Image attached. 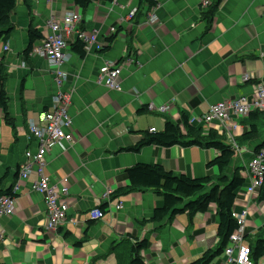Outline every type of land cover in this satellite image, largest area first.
Listing matches in <instances>:
<instances>
[{
  "label": "crops",
  "instance_id": "1",
  "mask_svg": "<svg viewBox=\"0 0 264 264\" xmlns=\"http://www.w3.org/2000/svg\"><path fill=\"white\" fill-rule=\"evenodd\" d=\"M153 1L156 6L150 12L140 7V0H113L93 3L82 13L72 0H16L12 32L7 41H0V66L7 70L5 89L15 124L13 136L0 112V180L8 172L1 189L18 186L14 213L0 218L4 235L0 264H118L117 256L126 264L128 248L144 239L149 243L139 253L144 264H191L219 249L214 205L194 217L191 225L186 214H181L139 228L137 221L148 220L163 205L152 191L110 201L102 220L81 218L88 210L105 205L106 190L127 186L117 178L137 164L159 165L192 179L218 175L216 168L206 169L218 156L213 149L145 146L137 153L121 151L140 141L143 132H162L166 120L177 123L181 114L188 116L191 125L218 133L229 143L244 131L251 132L252 138L236 142L228 175L240 169L246 180L233 205L237 215L247 211L242 223L245 236L254 240L264 229V202L258 194L249 196L244 191L249 183L247 165L264 142V120L256 115L231 118L236 124L232 133L228 125L197 121L209 107L236 98L251 99L256 86L264 85V0H222L209 30L201 20V12L211 5L202 10L204 0ZM152 11L158 21L149 25ZM70 13L79 14L81 31L97 34L101 49L86 50L80 42L85 50L81 57L73 50L75 35L65 38L62 70L69 78L63 91L70 92L67 113L72 121L65 132L73 140H63L45 154L44 174L50 185L67 188L63 201L68 204V219L80 223L66 222L48 232L44 199L32 190L36 176L22 181L16 173L25 152L37 149L36 142L27 138L29 124L52 110L57 92L52 70L36 50L49 34L47 21ZM30 29L39 31L43 40L34 44L31 54H24ZM105 63L121 68L122 92H109L97 84ZM146 105L166 107L167 112L140 113ZM119 204L122 209L118 211ZM211 264L230 263L223 251ZM258 264H264V258Z\"/></svg>",
  "mask_w": 264,
  "mask_h": 264
},
{
  "label": "trees",
  "instance_id": "2",
  "mask_svg": "<svg viewBox=\"0 0 264 264\" xmlns=\"http://www.w3.org/2000/svg\"><path fill=\"white\" fill-rule=\"evenodd\" d=\"M72 2L76 8L85 13L93 3L111 4L113 0H72ZM221 3L222 0H215L206 11L201 12V20L205 22L208 30L211 28V22H213L214 15ZM155 6L156 2L153 0H140V7H147L149 12ZM15 8L16 0H0V41H7L12 32L11 15ZM28 40L29 44L24 54H31L34 44L43 39L39 31L30 29ZM107 41L109 43L112 39L110 38ZM73 50L81 57L85 54L83 44L79 41L73 45ZM6 72V67L2 64L0 66V112L5 124L11 128L13 136H15V124L9 115L8 96L5 89ZM253 115L264 120V115L261 113H251L249 116ZM141 135L142 138L134 146L121 151L137 153L145 146H157L166 149L174 146L181 148L197 147L217 151L218 156L206 165L208 171L213 168L217 169L218 175L215 177L208 175L203 178L192 179L185 175H174L159 165L137 164L126 169L118 176V181H125L128 185L115 189L110 197V201H112L131 193L152 191L162 199L163 205L156 208L148 220L137 221L139 228L148 223L161 224L165 221H171L181 214H186L189 225H191L194 217L207 213L211 205H214L219 218L217 238L220 247L216 251L206 252L201 258L191 263L211 264L227 248L230 236L238 229L237 221L232 216L233 205L237 199V192L246 185V180L241 177L240 169H237L233 175H228V169L236 148L232 143L227 142L222 135L212 131L206 132L202 127L191 125L186 114H181L177 123L166 120L162 132H143ZM250 138H252L251 132L244 131L234 142L236 144V142L246 141ZM259 150H264V142L255 149V152ZM7 174L8 172L5 176ZM5 176L0 180V197L11 196L10 189H1ZM206 189L208 190L205 191ZM258 200L264 202V183L258 191ZM106 206L108 204L101 206L100 211L104 213L103 210L107 208ZM244 240L249 242L248 247L251 252L252 264H258L264 258V229L256 234L254 240L248 239L245 235ZM148 246V241L144 239L129 247L126 264H144L142 258L139 257V253L146 250ZM122 261L117 256L118 264H123Z\"/></svg>",
  "mask_w": 264,
  "mask_h": 264
},
{
  "label": "built area",
  "instance_id": "3",
  "mask_svg": "<svg viewBox=\"0 0 264 264\" xmlns=\"http://www.w3.org/2000/svg\"><path fill=\"white\" fill-rule=\"evenodd\" d=\"M211 2L209 0L202 1L200 8H207ZM154 11V10H153ZM148 18L149 25L156 24L158 21L155 12ZM135 12L129 15L134 16ZM81 18L79 14L70 13L64 15L61 19L51 17L46 27L49 34L46 36L42 45L36 50L37 56L43 58L52 70L54 83L57 92L56 100L53 102L51 111L42 113L35 122H31L28 127V140L35 141L37 149L35 153L26 151L24 161L19 169V179L24 181L29 179L31 175L36 176V181L32 184V190L42 195L46 209L45 230L53 232L58 230L68 220V204L63 201L68 191L65 186L60 188L50 185L48 178L44 174V157L45 154L61 141L71 142L72 135L65 131L71 127V118L67 113L70 104V92L63 91L64 83L67 82L69 75L62 70L65 55L64 50L67 47L65 38L75 35L76 40L85 45V49L89 50L91 46H95L96 50H100L101 46L97 43V34L95 32L89 34L80 30ZM110 33H115V29H111ZM76 41V42H77ZM8 47H5L7 50ZM121 74V68L114 63H105L98 72L97 84L103 85L108 90L119 88L117 80ZM244 80L246 78L244 77ZM153 106V105H151ZM160 113L167 112V108L163 107ZM258 112L264 115V85L256 86L254 95L251 99L236 98L230 101L221 102L209 107L208 111L197 121L199 123L209 124L213 121L218 122L221 126L228 125L227 131L232 133L236 130V124L231 122V118L242 119L248 117L251 113ZM192 123V122H191ZM150 132H154L151 129ZM236 148L235 142H230ZM248 169V186L245 193L249 196L258 194L259 189L264 183V150L254 152L251 160L247 165ZM18 186L14 185L11 189V196L0 197V218L10 216L14 213L16 207V198ZM110 191H108L103 200L110 201ZM117 206H122L119 204ZM247 211L237 215L233 212L232 216L236 219L238 229L230 236L229 245L224 250L226 261L230 264H252L250 259V249L245 244L244 226L242 225ZM91 215V216H90ZM88 217L98 220L104 217L100 209H95ZM90 219H87L90 221ZM71 224L77 226L80 223L77 220H70ZM3 231L0 225V243L3 241Z\"/></svg>",
  "mask_w": 264,
  "mask_h": 264
},
{
  "label": "rangeland",
  "instance_id": "4",
  "mask_svg": "<svg viewBox=\"0 0 264 264\" xmlns=\"http://www.w3.org/2000/svg\"><path fill=\"white\" fill-rule=\"evenodd\" d=\"M121 76V75H120ZM119 76V78H118V80H117V87H119V88H114V89H109L108 91L109 92H115V93H120V92H122L123 91V89H122V87H121V77ZM56 100V97L54 96L53 97V101H55ZM161 108H159V109H156L154 106H151V105H146V106H144L143 107V110L144 111H147V112H149V111H159ZM71 127H72V123H71ZM108 191H110V197H111V195H112V191L111 190H106V192L104 193V196H105V194L108 192ZM104 196H103V198H104ZM110 202V201H109ZM109 202H106L105 201V204H109ZM121 205V204H120ZM122 206V205H121ZM95 209H97V208H93V209H90V210H88L87 212H86V216H82L81 218H85L86 217V220L87 219H90L88 216L91 214V212L93 211V210H95ZM122 208L120 207V206H116V210H121ZM156 209V208H155ZM104 211V210H103ZM103 215H104V213H103ZM91 216V215H90ZM104 218V217H103ZM102 218V219H103ZM102 219H98V220H94V219H90V221L88 220V222H94V221H99V220H102ZM67 222H69V223H71L70 222V220L68 219L67 220ZM66 223V222H65Z\"/></svg>",
  "mask_w": 264,
  "mask_h": 264
}]
</instances>
